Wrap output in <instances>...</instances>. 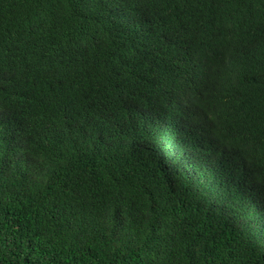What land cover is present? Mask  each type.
Here are the masks:
<instances>
[{
	"label": "trees",
	"instance_id": "16d2710c",
	"mask_svg": "<svg viewBox=\"0 0 264 264\" xmlns=\"http://www.w3.org/2000/svg\"><path fill=\"white\" fill-rule=\"evenodd\" d=\"M0 264H264V0H0Z\"/></svg>",
	"mask_w": 264,
	"mask_h": 264
},
{
	"label": "rangeland",
	"instance_id": "374dc122",
	"mask_svg": "<svg viewBox=\"0 0 264 264\" xmlns=\"http://www.w3.org/2000/svg\"><path fill=\"white\" fill-rule=\"evenodd\" d=\"M192 122H193V125L194 127L198 128L199 130L202 128V124L199 120H197L194 116H192V114H190V112H188ZM200 132H203V129L200 130Z\"/></svg>",
	"mask_w": 264,
	"mask_h": 264
},
{
	"label": "clouds",
	"instance_id": "9594fccd",
	"mask_svg": "<svg viewBox=\"0 0 264 264\" xmlns=\"http://www.w3.org/2000/svg\"><path fill=\"white\" fill-rule=\"evenodd\" d=\"M187 111H188V112H191V110H189V109H187ZM192 116H194V114H193Z\"/></svg>",
	"mask_w": 264,
	"mask_h": 264
}]
</instances>
